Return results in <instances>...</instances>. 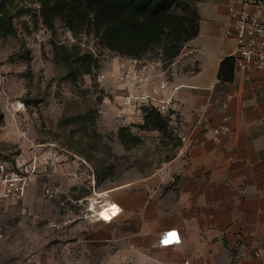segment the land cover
<instances>
[{
	"label": "rangeland",
	"instance_id": "obj_1",
	"mask_svg": "<svg viewBox=\"0 0 264 264\" xmlns=\"http://www.w3.org/2000/svg\"><path fill=\"white\" fill-rule=\"evenodd\" d=\"M15 4L26 14L14 23V36L0 39V161L14 164L37 152V177L44 174L41 168H47L46 174L55 169L57 176L68 179L76 172L82 175L78 178L89 177L83 186L94 181L96 193L156 171L173 155L177 140L164 124L155 126L150 111L142 124H123L115 117V91L98 80L107 75L115 55L93 33L70 31L59 19L47 29L35 0ZM199 11L204 25L212 19L225 30L227 18L218 4L206 1ZM85 55L98 61V69L89 75L83 74L89 64L80 61ZM139 60L159 62L168 79L183 67L179 58L166 62L161 46ZM121 128L127 130L126 140L132 135L141 142L123 147L117 138ZM63 164L67 170L58 168ZM83 186L69 189L74 198L92 196L93 190L89 194ZM36 188L6 213L0 264H110L108 231L101 223L78 218L86 202L77 209L69 202L62 210L58 195V202L45 198L43 178Z\"/></svg>",
	"mask_w": 264,
	"mask_h": 264
},
{
	"label": "crops",
	"instance_id": "obj_2",
	"mask_svg": "<svg viewBox=\"0 0 264 264\" xmlns=\"http://www.w3.org/2000/svg\"><path fill=\"white\" fill-rule=\"evenodd\" d=\"M206 1L218 4L227 17L228 0L195 3L198 35L183 45L177 57L183 60L182 70L169 78L178 87L177 103L167 118V129L177 140L175 151L153 173L97 191L119 211L115 218L94 219L86 209L90 195L73 197L69 189L82 187L89 179L78 178L82 175L76 172L68 179L57 176L55 169L46 174L47 168H41L44 174L28 187L27 197L43 178L44 187L55 189L59 200L70 199L74 209L86 202L78 218L101 223L108 231L110 264H259L253 252L264 257V73L235 71L232 83L207 89L218 80L219 64L231 44L222 25L212 19L204 25L199 10ZM197 122L200 125L195 126ZM222 124L229 133L219 144L202 136L204 130ZM183 137L186 145L180 142ZM63 166L67 170L66 164L58 168ZM83 188L90 194L91 182ZM10 208L4 211L2 225ZM168 231L177 232L179 247H159L160 235Z\"/></svg>",
	"mask_w": 264,
	"mask_h": 264
},
{
	"label": "built area",
	"instance_id": "obj_3",
	"mask_svg": "<svg viewBox=\"0 0 264 264\" xmlns=\"http://www.w3.org/2000/svg\"><path fill=\"white\" fill-rule=\"evenodd\" d=\"M226 12L227 26L224 36L231 44L226 57L232 58L234 71L244 74L264 73V0H228ZM108 71L107 75L101 74L98 80L114 85V100L119 107L118 112L123 123L142 124L146 111H154L166 119L171 117L177 103L178 87L172 86L166 70L159 62L145 64L139 59L115 55ZM219 83L220 81L216 80L207 89L210 90ZM225 106L226 103L222 102L221 107ZM226 120L228 118L224 119ZM196 125L200 123L197 122ZM228 133L229 128L222 124L217 128L204 130L202 136L209 138L214 144H219ZM187 141L186 137L180 139L182 145H186ZM189 148L194 149V144L190 143ZM37 155L35 152L29 160H18L14 164L0 161V240L3 235L1 220L4 211L7 207L25 200L29 185L39 174ZM91 188H94V181L91 182ZM43 193L48 201L55 199L56 191L50 187L45 188ZM102 197L105 198L104 194L93 191L92 196L88 198L86 209L91 217L95 214L94 219H99L101 212L96 211H102V207L106 205ZM69 202L71 200L65 198L59 205L66 208ZM118 213L119 211L108 221L115 218ZM158 245L160 248L179 247L180 239L177 232H163ZM253 257L259 260V264H264V257L258 251L253 252Z\"/></svg>",
	"mask_w": 264,
	"mask_h": 264
},
{
	"label": "trees",
	"instance_id": "obj_4",
	"mask_svg": "<svg viewBox=\"0 0 264 264\" xmlns=\"http://www.w3.org/2000/svg\"><path fill=\"white\" fill-rule=\"evenodd\" d=\"M17 0H0V39L14 36V23L24 17L25 10L15 4ZM197 0H35L42 24L53 28L55 19L61 20L70 31L86 30L93 33L99 45L115 55L139 59L152 48L161 46L162 56L172 61L183 45L194 39L199 31ZM89 64L84 75L98 69V61L90 55L80 58ZM232 58L225 57L219 64L217 79L221 83L234 80ZM156 127L167 119L154 111ZM149 114V113H148ZM119 129L117 138L123 147L138 145L137 136H128Z\"/></svg>",
	"mask_w": 264,
	"mask_h": 264
},
{
	"label": "bare ground",
	"instance_id": "obj_5",
	"mask_svg": "<svg viewBox=\"0 0 264 264\" xmlns=\"http://www.w3.org/2000/svg\"><path fill=\"white\" fill-rule=\"evenodd\" d=\"M110 206L112 205L106 202V205L102 207V211H96L97 213L101 212L99 214L100 216L99 218L100 220H102V222L108 221L111 216L117 213V209L115 208V206H112V207Z\"/></svg>",
	"mask_w": 264,
	"mask_h": 264
}]
</instances>
